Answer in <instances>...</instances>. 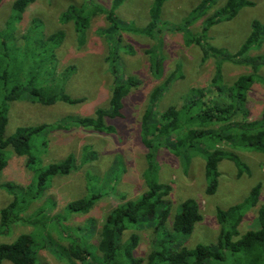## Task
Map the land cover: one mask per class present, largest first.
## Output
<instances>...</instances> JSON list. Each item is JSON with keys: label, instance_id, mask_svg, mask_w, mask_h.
<instances>
[{"label": "rangeland", "instance_id": "374dc122", "mask_svg": "<svg viewBox=\"0 0 264 264\" xmlns=\"http://www.w3.org/2000/svg\"><path fill=\"white\" fill-rule=\"evenodd\" d=\"M83 1L34 0L26 7L20 24H17L18 37L10 42L11 45L13 43L12 57L15 61L13 60L9 68L13 69V78H17L23 87H42L49 91L63 89L69 96L80 99L73 104L57 100L44 105L27 98L23 99L28 95V92L23 90V97L20 100L8 102V122L4 131L6 136L13 134L19 126L61 123V127L56 125L53 128H46L30 140V151L40 159L41 166L60 161L69 154L76 158V168L68 174L51 178L49 186L40 198L35 199L22 213L27 219L13 224L8 235H0V243L12 242L20 234L34 235L39 243L36 264H81L80 261L67 260L64 254L61 255L64 257L62 258L59 251L54 249L53 242L66 244V240H61L56 232L55 218H59L64 225L71 228L85 226L86 229V223L92 221L95 231L89 242L97 244L102 222L109 210L120 202L136 199L146 190L142 176L146 167L147 151L140 131L142 114L149 104L152 89L174 70L178 63L181 76L174 80L156 101L158 111L174 105L181 107V97L193 86L207 85L215 74L216 66H219L220 78L225 84L232 83L249 70L248 66L233 64L228 60L218 62L211 54L204 57L199 46L186 44L180 31H172L171 27L180 24L201 0H166L160 15L161 43L153 42L152 39L132 33L130 30L122 33L121 45L125 47L131 45L135 52L130 53L131 55L125 53L123 47L118 63L121 72L135 77L138 85L130 89L124 97L122 116L106 119V123L113 126V131L98 132L79 126L68 121L69 116H92L97 108L107 107L112 83V75L105 62L108 46L102 35L104 33H101L107 24L105 15L97 14L92 18L87 30V41L85 37L82 45L78 43L73 23L59 21L60 13L69 4L79 5ZM250 1L251 5L240 8L230 20L209 28L208 37L203 44L222 48L230 53L237 51L251 31L254 20L264 25V0ZM12 2L13 0H0V28L13 15ZM91 2L109 8L112 0ZM150 2L151 0H124L116 8L115 14L136 27H142L149 20ZM221 2L214 7L219 6ZM32 21H40L36 28L42 27L46 34L57 29L65 31L63 42L56 48L55 63L51 64L45 60L47 44L43 45L40 40L35 39L39 44L35 46L34 37H30L29 40L21 39L20 35L27 31ZM190 28L192 32H197L199 23ZM150 46L155 47L158 56L164 57L163 74L160 78L155 77L149 69L145 49ZM70 65L73 66V70L64 75ZM258 76L247 93L246 106L251 118L259 117L264 107V66L259 68ZM86 148L96 154L95 158L88 162L85 160ZM233 150L247 164L249 173L244 171L239 176L234 163L223 159L218 164L216 191L213 194H206L207 182L201 153L191 150L158 149L157 177L160 182L169 184L171 189L167 196L170 203L169 215L156 235L162 237L172 234L174 235L172 242L187 248H193L198 243L211 244L216 241L220 231L217 208L225 209L243 202L251 188L260 183L259 200L255 206L246 210L238 225L239 233L242 234L255 226L257 208L264 203V154L245 148ZM7 159V166L0 171V183L12 181L22 186L28 184L34 174L31 168L28 169L26 166L25 156L17 155L8 148ZM90 191L99 192L101 197L88 213L68 210L67 205L70 201L86 196ZM188 198L198 203L203 216L194 225L190 234L183 235L175 233L171 225L179 206ZM11 200L12 195L0 186V210ZM148 223V220L136 223L122 235V240L127 239L131 233L139 235V244L133 251L134 257L145 258L153 244L156 235L152 231L155 225L152 228ZM47 236L53 242L47 243ZM3 264L12 263L4 260Z\"/></svg>", "mask_w": 264, "mask_h": 264}, {"label": "trees", "instance_id": "16d2710c", "mask_svg": "<svg viewBox=\"0 0 264 264\" xmlns=\"http://www.w3.org/2000/svg\"><path fill=\"white\" fill-rule=\"evenodd\" d=\"M33 1L13 0L11 5L13 15L0 28V171L7 166V149L11 148L17 155L25 156V164L34 174L25 186L12 181L0 183V186L12 195V200L0 210V235H8L13 224L27 219L22 213L35 199L40 198L49 186L51 178L68 174L76 168V158L73 154L60 161L41 166L40 159L30 151V140L34 135L56 125L61 127V123L19 126L13 134L8 136L4 134L8 122V102L20 100L23 97V90L28 92L23 99L27 98L44 105L52 104L57 100L70 104L80 101L79 98L69 96L63 89L49 91L42 87L26 88L17 81V78H13V69L9 67L15 59L12 57L13 43L11 45L10 42L18 37L17 24H20L22 13ZM165 1L151 0L149 20L142 27H136L131 22L116 16L115 10L124 0H112L109 8L91 0H84L79 5L69 4L60 13L61 23H73L80 45L84 43L85 37L87 41V30L92 18L97 14L105 15L107 24L101 33H104L102 35L108 46L105 62L112 75L108 106L97 108L92 116H69L68 121L98 132L113 131V126L107 124L106 119L122 116L124 97L130 89L138 85L135 77L121 72L118 63L123 47L125 53L135 52L131 45H126L127 47L121 45L122 33L132 31L152 39L153 42L161 43L160 15ZM220 1L222 2L219 6L214 7ZM248 5H251L250 0H201L180 24L171 27L172 31L178 30L182 33L186 44L199 46L204 57L211 54L218 62L228 60L233 64L248 66L249 70L232 83L225 84L220 78L219 66H216L215 74L207 85L193 86L181 97V107L174 105L158 111L156 101L172 82L181 76L178 63L176 68L152 89L149 104L142 114L140 131L147 150L146 167L142 176L146 190L136 199L120 202L109 210L102 222L97 244L89 242L95 231L92 221L86 223V229L85 226L71 228L64 225L59 218H55L56 232L61 240H66V244L54 243L48 236L47 243L52 241L54 249L59 251L60 256L64 254L67 260L80 261L81 264H264V203L257 208L255 226L242 234L238 229L246 210L255 206L259 200L260 183L251 188L243 202L225 209L217 208L220 231L216 241L211 244L198 243L193 248H187L172 242L174 237L172 234L162 237L156 235L169 215L170 203L167 196L171 189L169 184L160 182L157 177L159 148L201 153L207 182L206 194H213L216 191L218 164L223 159L234 163L239 176L244 171L249 173L247 164L233 149L245 148L264 154V107L259 117L251 118L246 106L247 93L259 77V68L264 66V25L254 20L248 36L233 53L203 44L208 37L209 28L230 20L240 8ZM39 23L40 21H32L30 27L20 37L22 40L34 37L35 46L39 45L35 39L40 40L43 45L47 44L45 60L51 64L55 63L56 48L63 42L65 31L57 29L46 34L42 27L36 28ZM197 23L199 30L192 32L190 27ZM145 53L148 56L150 71L155 77L160 78L163 74L164 57L158 56L157 50L152 46L145 49ZM72 70L73 66H68L64 75ZM95 156L94 152L86 148V162L94 159ZM184 157L187 161V155ZM100 197L99 192L90 191L86 196L70 201L67 208L71 212L88 213ZM202 216L198 203L188 198L181 203L173 216L171 229L175 233L188 235ZM28 220L31 221L30 218ZM147 220L152 228L155 225L152 232L156 236L145 258L134 257L133 251L139 244V235L131 233L125 240H122V235L130 226ZM38 248L39 243L34 235L20 234L12 242L0 243V264H3L4 260L12 264H36Z\"/></svg>", "mask_w": 264, "mask_h": 264}]
</instances>
